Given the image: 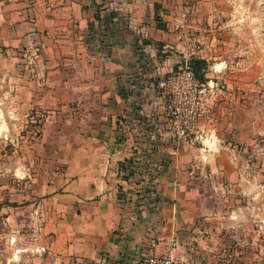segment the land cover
Segmentation results:
<instances>
[{"label":"crops","instance_id":"0c3cea01","mask_svg":"<svg viewBox=\"0 0 264 264\" xmlns=\"http://www.w3.org/2000/svg\"><path fill=\"white\" fill-rule=\"evenodd\" d=\"M172 1L4 0L10 49L40 50L19 63L46 115L38 182L4 207L11 224L35 225L28 242L38 251L27 255L38 264H136L165 252L207 264L242 249L223 242L246 240V205L226 213L220 191L246 171L200 146V129L181 137L160 93L172 69ZM29 247L17 243L4 264Z\"/></svg>","mask_w":264,"mask_h":264},{"label":"rangeland","instance_id":"374dc122","mask_svg":"<svg viewBox=\"0 0 264 264\" xmlns=\"http://www.w3.org/2000/svg\"><path fill=\"white\" fill-rule=\"evenodd\" d=\"M4 6L0 0V264L8 261L17 243L30 247L25 258L8 264H38L31 257L38 251L34 236L28 242L35 225L11 224L4 207L10 198L32 195L38 182L46 115L32 107L27 63H19L30 56L34 64L40 50L21 55L10 49ZM164 9L172 28V46L164 51L172 58L168 74L190 69L194 57L206 61V79L185 86L188 96L175 104L182 105L181 124L200 129L203 136L194 139L206 151L227 153L235 158V167L246 171L245 178L228 179L221 187L220 207L227 213L232 203L245 204L242 216L249 233L241 244L232 237L223 242L227 249L240 246L238 254H218L207 264H264V0H177ZM242 181L245 186L238 188L235 183ZM212 201H218L215 195ZM14 214L22 215L19 210ZM222 217L230 226L229 214Z\"/></svg>","mask_w":264,"mask_h":264},{"label":"built area","instance_id":"2783aa9c","mask_svg":"<svg viewBox=\"0 0 264 264\" xmlns=\"http://www.w3.org/2000/svg\"><path fill=\"white\" fill-rule=\"evenodd\" d=\"M189 68V67H188ZM201 80L195 75L192 68L183 70L181 73L166 74L158 80L160 93L166 105L169 116L176 127L177 133L182 137L191 126L181 124L179 120L181 106L175 105L177 100L187 97L190 90L185 86L190 83L198 84ZM170 86L168 89L167 87ZM136 264H188L175 257L169 252L144 255Z\"/></svg>","mask_w":264,"mask_h":264},{"label":"trees","instance_id":"16d2710c","mask_svg":"<svg viewBox=\"0 0 264 264\" xmlns=\"http://www.w3.org/2000/svg\"><path fill=\"white\" fill-rule=\"evenodd\" d=\"M162 24V23H160ZM145 42L147 40H144ZM190 67L195 72V75L201 80L204 81L206 79L205 77V68H206V61L202 58H192Z\"/></svg>","mask_w":264,"mask_h":264}]
</instances>
